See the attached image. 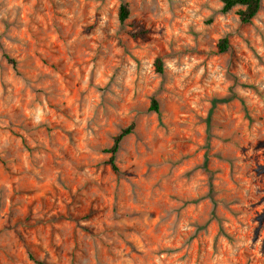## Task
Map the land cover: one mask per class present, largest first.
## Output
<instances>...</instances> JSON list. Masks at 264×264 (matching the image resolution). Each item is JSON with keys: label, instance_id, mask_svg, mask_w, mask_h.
I'll list each match as a JSON object with an SVG mask.
<instances>
[{"label": "rangeland", "instance_id": "rangeland-1", "mask_svg": "<svg viewBox=\"0 0 264 264\" xmlns=\"http://www.w3.org/2000/svg\"><path fill=\"white\" fill-rule=\"evenodd\" d=\"M244 9L0 0V264H264V0Z\"/></svg>", "mask_w": 264, "mask_h": 264}, {"label": "trees", "instance_id": "trees-1", "mask_svg": "<svg viewBox=\"0 0 264 264\" xmlns=\"http://www.w3.org/2000/svg\"><path fill=\"white\" fill-rule=\"evenodd\" d=\"M223 3V12H229L233 8L237 6H242L245 9L240 11V18L241 22L244 24H250L252 20L258 15L262 8V0H222ZM130 17V11L126 5H123L120 9L119 18L122 23L127 21ZM148 31L144 28V26H140L137 30L133 31L131 33L132 37L135 40L141 39L146 40L147 39ZM229 48V41L228 39L221 40L219 44V51L221 53H225ZM7 60L10 64L13 66H16L17 62L11 57H7ZM156 70L157 73L162 74L163 73V61L161 59H157L156 63ZM151 111L158 113L159 112V104L156 100H153ZM136 128L135 124H131L127 128H124L121 130V132L115 137L114 144L111 148L106 150V153L109 155V158L107 160V165L111 167V169L117 173L120 174L121 170L117 162V156L121 149V144L127 138L129 135L134 133V130ZM207 150H209V140H207L206 143ZM31 259L34 260L32 255H30Z\"/></svg>", "mask_w": 264, "mask_h": 264}, {"label": "clouds", "instance_id": "clouds-1", "mask_svg": "<svg viewBox=\"0 0 264 264\" xmlns=\"http://www.w3.org/2000/svg\"><path fill=\"white\" fill-rule=\"evenodd\" d=\"M166 63H167V62H166ZM167 66L171 67V65H167ZM41 115H42V111H41V109L39 108V106H37V108H36V121H37V122H39Z\"/></svg>", "mask_w": 264, "mask_h": 264}]
</instances>
